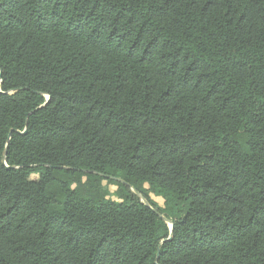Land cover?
Listing matches in <instances>:
<instances>
[{
	"label": "trees",
	"instance_id": "trees-1",
	"mask_svg": "<svg viewBox=\"0 0 264 264\" xmlns=\"http://www.w3.org/2000/svg\"><path fill=\"white\" fill-rule=\"evenodd\" d=\"M0 76V264H264V0H0Z\"/></svg>",
	"mask_w": 264,
	"mask_h": 264
},
{
	"label": "rangeland",
	"instance_id": "rangeland-1",
	"mask_svg": "<svg viewBox=\"0 0 264 264\" xmlns=\"http://www.w3.org/2000/svg\"><path fill=\"white\" fill-rule=\"evenodd\" d=\"M111 191H113V189H111ZM158 202H160V203H161V202H162V200H161V199H158Z\"/></svg>",
	"mask_w": 264,
	"mask_h": 264
},
{
	"label": "water",
	"instance_id": "water-1",
	"mask_svg": "<svg viewBox=\"0 0 264 264\" xmlns=\"http://www.w3.org/2000/svg\"><path fill=\"white\" fill-rule=\"evenodd\" d=\"M0 79H1V76H0ZM26 133V132H25Z\"/></svg>",
	"mask_w": 264,
	"mask_h": 264
}]
</instances>
